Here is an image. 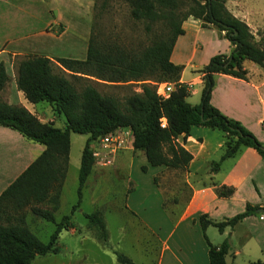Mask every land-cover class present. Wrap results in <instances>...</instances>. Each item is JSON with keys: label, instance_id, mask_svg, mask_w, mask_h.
Listing matches in <instances>:
<instances>
[{"label": "trees", "instance_id": "trees-1", "mask_svg": "<svg viewBox=\"0 0 264 264\" xmlns=\"http://www.w3.org/2000/svg\"><path fill=\"white\" fill-rule=\"evenodd\" d=\"M126 1L130 5L131 16L142 20L146 31L153 30L157 24L165 27L144 47L131 49L116 42L101 43L90 35L84 58L57 56L55 64L51 57L33 53L15 63L17 88L31 102L47 101L57 114L63 115L64 126H57L53 121H41L25 106L0 98V125L15 129L44 146L0 192V264H30L36 255L60 250L58 234L62 228L75 226L71 215L80 205L82 189L94 168L91 143L117 127L131 128L132 149L143 151L150 165L186 168L192 154L177 140V136L182 134L185 138L192 125H204L223 132L221 158L235 154L241 146H252L264 160V142L240 120L224 114L210 101L214 73L246 78L245 59L264 64L261 38L256 39L249 25L226 7V0ZM190 15L200 18L203 26L212 24L219 32L223 31V36L233 44L228 53H214L197 69L203 86L199 102L195 104L186 99L189 93L187 83L179 81L183 65L170 59L176 37L183 32L182 21ZM64 69L73 77L92 75L120 82L142 80L141 90L119 99L100 93L90 83L78 88L64 74ZM8 80L4 61L0 60V90ZM156 82H170L173 89L167 96H161L155 90ZM161 117L165 118L163 126ZM70 132L85 133L87 138L77 170V199L69 213L56 219L54 211L59 204L69 163ZM141 168L145 170L146 165ZM153 180H156L155 176ZM233 190L232 185L215 187L219 196H227ZM258 207L247 202L243 210L221 220L209 218L206 212L198 214L196 221L208 247L209 264H228L226 254L230 241L225 237L220 244H212L206 227L212 224L221 232L225 226L232 227ZM261 207L264 211V204ZM28 214L54 223L46 241L29 228ZM84 214L88 223L97 227L99 238L105 241L107 229L100 210ZM116 257L121 264H134L122 252L116 251ZM245 264H264V258L251 259Z\"/></svg>", "mask_w": 264, "mask_h": 264}, {"label": "rangeland", "instance_id": "rangeland-1", "mask_svg": "<svg viewBox=\"0 0 264 264\" xmlns=\"http://www.w3.org/2000/svg\"><path fill=\"white\" fill-rule=\"evenodd\" d=\"M6 1L0 0V48H5L8 45L12 48L2 54L5 62L11 64L13 68L19 58L33 53L48 55L55 64H57L55 60L57 56L84 58L90 35H93L101 43L116 42L127 48L139 49L149 44L155 34L165 28L162 24H157L153 30L146 31L143 21L131 16L130 5L126 0H32L33 6L28 5L30 0ZM13 3H17V5H12ZM243 3L251 6L252 8H250L253 10L258 6L264 13V0H243ZM234 5L242 11V0L235 2ZM30 7L34 10L31 12V16L26 12V9ZM257 29L264 31V27L261 26H258ZM216 33L217 30L211 29H205L199 33L201 41L198 42V45L203 49V52L199 51L196 54V58L192 62L193 65L202 67L203 63L200 62L204 56L210 51L222 47ZM6 34H10V36H6ZM63 72L78 88L90 83L100 93L111 94L119 99H123L132 91L141 90L142 80L109 81L92 75L73 77L66 69ZM193 72L192 68L187 66L184 76L189 78ZM146 80L155 83L151 79ZM61 117L63 118V115ZM86 138L87 134L85 133L70 132V155L73 167L71 166L68 170L60 208L55 212L56 219H60L62 214L69 213L72 204L77 199L76 168L80 160V150ZM95 140L91 145L98 146V142ZM127 149L129 152L133 151L134 155L129 154L125 164H120V155L127 151L120 153L117 151L114 155L109 156L110 162L107 164L95 162L94 168L86 180L82 189L80 205L71 215L75 227L84 232L86 238L83 241L69 242L64 241V238L68 236H62L58 242L60 250L57 253L48 252L44 255H36L30 264L67 263L69 256L72 258L70 248L74 250L75 259L80 256L79 258L83 259L84 264H97L98 262L108 264L106 258L102 257V253L112 249L115 253L119 251L131 255L137 264H151L161 249L159 241L164 238H167L168 241L177 240L178 233L181 230L184 231L185 228L182 227H185L189 222L188 220H179V205L183 203V200L166 190L162 205L168 213L163 212V209L161 210L154 203L156 188L153 182L162 187L175 188L177 185L178 188H181L184 183L182 182L183 170L163 165H150L141 154V150ZM142 165H146L145 170L141 168ZM154 176L156 177L155 181H153ZM130 185L135 188L134 194L130 196V199H135V203H132L131 200L130 202L134 209L140 212L135 216L132 211L124 207L126 190ZM140 201L143 203L140 204ZM263 204H260L254 213H251L254 216L237 224L230 241L250 242L242 245L241 253L233 257L232 264H244L245 258L261 256V250L254 247V241H264V219L259 218L261 214L264 215L260 208ZM240 205L239 203L235 204L234 210L244 209V206L239 207ZM94 209L100 210L104 218L107 241L99 239L97 227L88 223V218L84 214V212ZM223 214L213 213L212 217L219 220L223 218ZM140 216L148 219L149 227H144L135 218ZM37 219L39 218L28 214V226L41 240L46 241L54 228V223L43 219L40 223ZM207 234L211 241H221L224 238V235L212 224H209ZM193 235L197 241H205L198 224ZM74 239H77V235L74 236ZM64 245H67L68 248H64ZM146 248L150 250L148 257H144L143 253V249Z\"/></svg>", "mask_w": 264, "mask_h": 264}, {"label": "crops", "instance_id": "crops-1", "mask_svg": "<svg viewBox=\"0 0 264 264\" xmlns=\"http://www.w3.org/2000/svg\"><path fill=\"white\" fill-rule=\"evenodd\" d=\"M1 1L7 2L6 0ZM237 1L239 0H226L225 5L235 16L239 17L249 25L256 39L261 38L262 43H264V31L257 29L258 26L264 27L263 10L258 6L253 10L251 9V6H247L242 0V11H240L234 5ZM32 2L33 1L30 0V4L28 5L33 6ZM12 5H17V3H13ZM19 8L21 9V7ZM26 12L31 16V12H34V10L30 7L26 9ZM181 25L183 32L176 37L170 53V59L174 63L183 65L179 81L187 83L189 93L186 96V99L190 103L195 104L199 102L203 86L201 73L197 71L201 66L192 64L194 58H196V54L199 51L203 52V49L198 45V42L201 41L199 33L205 29L217 30L216 34L222 45L221 48L210 51L204 56L202 62H200L203 63L202 66L214 53H228L233 47V44L223 36V31L219 32V30L212 24L203 26L201 24V19L192 15L185 18ZM12 34L14 35L15 32ZM6 36H10V34H6ZM11 49L12 48L9 45L5 48H0V54H5ZM0 60L4 61L6 71L9 75V80L0 90V98L8 103L25 106L41 121H53L57 126H64V117L62 118L61 114H57L47 101L40 100L37 102H31L24 96L23 91L16 86L15 68H13L11 64L5 62L3 54L0 57ZM243 65L247 69L246 78L237 77L223 72L214 73V86L210 93V101L224 114L240 120L259 140L264 142V64L260 65L249 59H245ZM187 66H190L192 71H194L189 78L184 76V71ZM177 140L192 154L186 168H181L184 173L182 181L184 182L182 184L183 187L178 188L177 185L175 188H171L170 186L162 187L160 184L153 182L156 188V191H154L156 195L154 203L161 210L163 209V212L168 213L167 209L162 205V201L166 190L172 192L178 196L179 199L182 198L183 200V203L179 205V220H188L189 222L185 227H182L185 229L178 233L179 237L177 240L168 241L167 238H164L162 241H159L161 249L158 251L155 260L153 262L151 261V264H209L208 247L206 242L197 241L193 235L196 232L198 224L196 217L199 213L206 212L209 218L216 220L212 217L213 213H226L223 214V218H225L243 210L241 208L239 211L234 210L233 207L237 203L241 204L239 207L242 205L245 207L247 202L259 206L264 203V160L252 146H241L235 154L221 158L224 151L223 132L217 128H209L204 125H192L188 135L183 138L182 134H179ZM43 148L44 146L41 143L26 138L17 130L8 126L0 125V192L34 159L35 156L40 153ZM127 150L129 149L125 148L117 153ZM132 152H122L120 155V164H125L127 156L129 154H132V156L134 155ZM141 152V154L144 155L143 151ZM70 154L71 142L68 169L62 184L59 204L54 211V214L60 208L68 170L71 166L73 167ZM144 158L146 160L145 155ZM78 166L76 168L77 170ZM222 184L232 185L234 187L233 192L227 196H219L215 191V187ZM134 189L135 188L130 185L129 190H126V204L124 207L132 211L135 216L137 213L140 214V212L135 210L132 205V203H135V199H130L131 194H134ZM243 189L244 191L242 192ZM141 203L143 202L140 201V204ZM262 213H264V211ZM252 216H254V214L247 215L237 221L232 227L225 226L223 231L219 232L224 235V238L228 237L230 241L232 235H234L237 224L251 218ZM135 218L140 221L144 227L150 226L148 219H144L141 216ZM37 220L42 223L41 218ZM208 226L206 227V233ZM75 235H77V239H74ZM62 236H68L64 238V241L69 242L83 241L86 238L84 237V232L75 226L62 228L58 234V242ZM100 240L104 241L103 239ZM221 241L211 242L214 245H218ZM248 242L250 241H230L229 250L226 254V261L228 264H232L233 257L241 253L242 245H246ZM254 247L260 248L261 256H257L256 258H245L243 262L244 264L251 259L264 258V241H254ZM64 248H68V246L64 245ZM112 250L103 252L102 257L106 258L108 264H121L117 260L114 249ZM69 251L72 258L69 256L68 262L63 264H84L82 262L83 259L79 258L80 256L75 259L73 256V249L70 248ZM143 253L144 257H148L150 250L147 248L143 249ZM124 254L131 258L134 264H137L131 255L127 253ZM97 264L102 263L98 262Z\"/></svg>", "mask_w": 264, "mask_h": 264}, {"label": "built area", "instance_id": "built-area-1", "mask_svg": "<svg viewBox=\"0 0 264 264\" xmlns=\"http://www.w3.org/2000/svg\"><path fill=\"white\" fill-rule=\"evenodd\" d=\"M173 89V84L170 82L156 83V92L161 96H167L169 91ZM160 124H165V118L161 117ZM132 130L129 126H120L98 137L95 141L98 146L92 145V154L95 157V162L107 164L110 162V155H114L117 151L125 148H132ZM263 214L260 218H263Z\"/></svg>", "mask_w": 264, "mask_h": 264}, {"label": "water", "instance_id": "water-1", "mask_svg": "<svg viewBox=\"0 0 264 264\" xmlns=\"http://www.w3.org/2000/svg\"><path fill=\"white\" fill-rule=\"evenodd\" d=\"M261 208V207H260ZM262 209V208H261Z\"/></svg>", "mask_w": 264, "mask_h": 264}]
</instances>
